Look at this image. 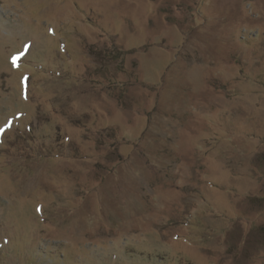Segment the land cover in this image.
<instances>
[{
  "label": "rangeland",
  "instance_id": "obj_1",
  "mask_svg": "<svg viewBox=\"0 0 264 264\" xmlns=\"http://www.w3.org/2000/svg\"><path fill=\"white\" fill-rule=\"evenodd\" d=\"M0 264H264V0H0Z\"/></svg>",
  "mask_w": 264,
  "mask_h": 264
}]
</instances>
